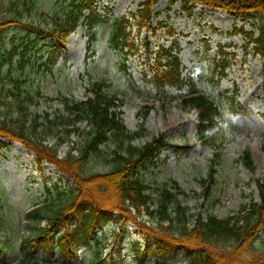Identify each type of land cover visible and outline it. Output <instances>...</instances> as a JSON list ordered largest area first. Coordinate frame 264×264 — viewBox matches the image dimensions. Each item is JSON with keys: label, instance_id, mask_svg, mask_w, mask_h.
<instances>
[{"label": "rangeland", "instance_id": "rangeland-1", "mask_svg": "<svg viewBox=\"0 0 264 264\" xmlns=\"http://www.w3.org/2000/svg\"><path fill=\"white\" fill-rule=\"evenodd\" d=\"M141 0H96L99 10L96 22L92 28L88 23H81L71 33L60 48V56L53 68L44 63H35L29 67L31 59L26 60L19 70L22 83L21 91L30 90L33 98L25 100L23 107H27L32 114L48 112L50 117H57L64 106L63 98L84 99L88 87L92 82L104 79V89L108 94L123 97L118 109L124 125L130 131L137 130L142 123L147 133L136 138L133 143L142 145L153 136L165 133L166 143L157 160L142 166L139 173L146 179H155L156 182L173 179L179 187L186 191L179 198L183 205L188 207V213L212 211L220 217L235 215L243 203L250 199L260 200L259 186L256 179L264 181V74L262 60L258 55L249 53L244 58L241 44L243 36L234 31L233 27H250L249 21L234 18L232 11L223 7L195 4L190 11L184 9L178 0L167 7L168 0H160L155 5L157 15L155 22L162 20L166 27L155 32L146 28L138 32L137 26L126 27L129 30V40L135 38L139 44L138 52L122 54L108 44V36L113 20L129 11L136 10ZM73 0H37L36 10H30L34 22L49 29L65 9L73 7ZM239 6L246 7L245 5ZM242 7V8H243ZM83 11H87L83 8ZM154 22V23H155ZM52 24V25H51ZM167 27L175 30L173 37L166 39ZM95 31L93 37L90 32ZM148 32L149 47H155L157 42L170 44L172 38H177L180 47L182 73L190 70L195 79L209 94L216 97L221 106V114L217 126L209 137L216 139L218 145L223 146L222 161L217 164L213 174L214 184L208 197L202 195L204 187L200 177L209 172V161L212 149L200 142L197 136V110L186 106L176 97L178 89L170 87L159 95L156 89L162 86L158 80L146 78L152 74V57L148 48L143 46L145 33ZM18 33L24 37L19 29L8 32L7 37ZM135 35V36H134ZM93 37V39H92ZM29 45L31 50L42 53L51 47L50 39L42 40L35 35L31 36ZM38 39L37 45L33 44ZM91 39L94 41L91 42ZM231 42L229 47L236 51L237 56L231 60L227 68V75L215 83L218 74L212 70L213 64L220 55L217 54V43ZM88 45L91 48H88ZM94 47V49H92ZM48 53L42 56L47 60ZM125 58L124 62L122 59ZM125 63V70L123 68ZM148 77V76H147ZM39 88L40 93L35 90ZM235 96L234 107L231 99ZM167 97H170L167 98ZM11 99V96L8 97ZM117 101V100H116ZM14 103V102H13ZM17 104V103H16ZM14 104V107H16ZM143 104L152 105L146 117L140 116ZM43 120V117H39ZM79 131H84L88 124L78 123ZM1 139V138H0ZM69 141L59 147V156H64L72 145L80 143L82 134H71ZM0 144V243L9 239L15 243L20 222H24L23 215L29 205L43 198L45 191L44 180L52 173L58 178V170L49 163H41L34 153L21 141L2 139ZM51 143L52 137H48ZM180 145H184L183 147ZM103 156L90 165L92 172L106 170L111 162L105 160L107 152L114 149L113 144H101ZM179 147H182L181 149ZM248 151L252 157L254 170H249L240 161V155ZM41 168V169H40ZM57 174V175H56ZM146 215L138 222L147 220ZM128 234L125 240L136 238L142 241V235L135 232L134 222H127ZM31 222L26 227L21 226L27 233ZM109 223L105 227H110ZM264 234V228H263ZM111 239V237H109ZM125 245V243H123ZM104 250V256L110 251ZM127 248H123L124 255ZM13 252L8 256L12 257ZM88 255L82 253V258ZM182 256L178 252L177 257ZM152 262V261H151Z\"/></svg>", "mask_w": 264, "mask_h": 264}, {"label": "trees", "instance_id": "trees-1", "mask_svg": "<svg viewBox=\"0 0 264 264\" xmlns=\"http://www.w3.org/2000/svg\"><path fill=\"white\" fill-rule=\"evenodd\" d=\"M76 1L83 3L84 0ZM172 1L169 0V3ZM183 1L187 5L189 0ZM191 1L228 8L243 17L258 16V35L254 36L253 31L244 32L254 43V51L264 59V0ZM155 2L157 0L142 1L143 6L137 14L139 30L143 26L151 27L150 18ZM238 4L246 7L237 8ZM37 7V0H0V136L24 142L39 156L54 162L75 183H52V187L48 188L47 203L36 207L28 215L32 222L30 233L17 246L11 245L8 240L2 243L1 254L10 250L14 253V258L4 264H51L31 255L35 247L55 245L59 256H66L80 242H85L83 235H92L95 225L113 217V211L118 212L115 222L119 228L123 227L119 223L121 218L134 220L136 213L144 212L156 219L154 225L142 223L138 226L146 234V245H150L149 242L154 238L156 259L163 260L157 261V264H176L161 256L172 255L182 247L186 253L191 252V256L186 263L180 264H264V235L260 232L264 222V201H251L242 205V210L235 215L218 217L208 211L204 215L198 213L191 220L187 207L178 199V193L183 190L175 181L170 187L168 182L157 184L143 179L137 173L144 162L152 161L158 154L162 135L142 146L132 144L131 141L144 134L145 129L142 125L134 132L125 128L116 111L109 110L111 102L103 101L99 90L103 83L97 87L95 99L65 103L66 113H59L54 118L46 112L43 120H39L40 114H32L23 107V98L27 100L31 95L28 89L20 91L22 79L16 72L23 68L28 59H31L27 62L29 67L44 62L53 67L57 62L59 46H63L65 37L80 23L82 15L81 6L65 9L46 30L31 18L29 11ZM92 15L87 17L90 23L95 21ZM126 26L125 22L112 23L109 44L120 50L129 47V52H136L137 47L134 49V44L129 42L130 31L126 30ZM17 29L24 32L23 38L18 33L7 37L8 32ZM33 34L37 37L51 36L56 39V43L42 53L35 52L29 47ZM37 40L33 44L37 45ZM177 49L176 41H173L171 46H161L156 51L159 54L153 65V81H160L163 87L176 85L188 88L183 102L198 106L202 118L210 120L215 116L216 108L211 101L195 93L196 87L189 75L185 78L180 76L179 58L175 53ZM45 52L48 53V60L43 61ZM162 57L165 58L164 63L161 62ZM147 111L148 107H143L144 116ZM84 121L88 128L79 131L77 123ZM74 133L82 134L81 142L71 146L76 153L70 149L66 155L59 157V147L69 141L70 135ZM48 137L54 138V142H46ZM108 142L116 145L104 157L112 164L104 171L92 172L90 165L103 156L100 145ZM220 156V153H215L212 163L220 162ZM246 156L249 158L247 152ZM214 171L211 164L210 173ZM201 180L204 181L203 178ZM208 190L209 187L206 192ZM43 221L45 225H41ZM100 240L103 241V238L98 237L96 243L99 244ZM138 246L137 242L130 241L128 252L140 263L151 255L147 253V248L140 251ZM0 259L2 261L5 257ZM109 261L113 264L115 259L112 257Z\"/></svg>", "mask_w": 264, "mask_h": 264}]
</instances>
